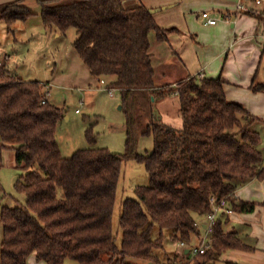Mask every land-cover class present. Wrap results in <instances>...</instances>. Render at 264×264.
Segmentation results:
<instances>
[{
	"label": "trees",
	"instance_id": "trees-1",
	"mask_svg": "<svg viewBox=\"0 0 264 264\" xmlns=\"http://www.w3.org/2000/svg\"><path fill=\"white\" fill-rule=\"evenodd\" d=\"M25 1L6 3L0 22L12 25L32 16ZM35 1L45 27L60 34L75 29L73 47L90 75L105 79L106 87L119 94L125 152L86 148L63 157L56 132L65 110L48 100L45 84L23 81L0 68V168L4 149H13L23 172L15 189L25 197L23 206H2L6 194L0 182L1 264H28L32 254L45 264L66 259L159 264L155 251L165 248L166 231L175 242L189 245L199 239L197 219L212 211L211 197L224 198L234 213L255 211L256 204L237 199L235 191L254 178L264 180L261 136L254 127L258 118L226 98L221 78L194 76L174 87L156 86L151 34L163 42L174 28L159 27L142 4L126 7L132 0ZM250 89L264 92V85ZM172 95L178 98L180 128L155 112L156 102ZM85 137L95 143L92 127ZM140 137L153 140L145 155L138 153ZM129 160L145 166L149 181L122 203L118 244L113 213L122 165ZM227 224L228 214L222 212L210 247L187 264H214L229 250H254Z\"/></svg>",
	"mask_w": 264,
	"mask_h": 264
},
{
	"label": "rangeland",
	"instance_id": "rangeland-1",
	"mask_svg": "<svg viewBox=\"0 0 264 264\" xmlns=\"http://www.w3.org/2000/svg\"><path fill=\"white\" fill-rule=\"evenodd\" d=\"M10 1L13 0H0V10ZM25 5L31 9L32 16L24 21H16L12 25L0 22V68L8 70L23 81L45 84L49 91L48 100L65 110V119L56 132V140L63 157H70L75 151L86 148H107L114 153L123 154L126 140L125 115L120 108L119 94L115 92L111 96L104 89L107 88L106 85L98 87L97 78L90 75L73 47V42L77 38L75 29L68 30L66 34L57 33L59 34L57 37L54 31L44 26L38 3L35 0H26ZM96 86L98 88H95ZM170 108L174 111V107ZM88 127H92L96 135L95 143L92 145L85 137ZM152 149L151 137L139 138V154L145 155ZM22 173L17 168L15 151L11 148L4 149L0 182L6 197L2 200V206L24 205L25 197L15 189V183ZM148 181L142 163L136 160L123 163L113 213V228L118 244L122 235L119 227L122 203L128 198H135V188L148 185ZM158 232V228L153 230L154 237L158 236ZM166 232L165 248L155 251L159 264L191 263V255L184 253L179 242L170 239V231ZM2 238L3 225L0 222V249ZM195 241L190 246L195 245ZM247 256L242 252H226L214 264H224L225 261L251 264ZM32 262L45 264L43 261H37L35 257L32 258ZM130 263L150 264L137 259H131ZM64 264H78V262L66 259Z\"/></svg>",
	"mask_w": 264,
	"mask_h": 264
},
{
	"label": "crops",
	"instance_id": "crops-1",
	"mask_svg": "<svg viewBox=\"0 0 264 264\" xmlns=\"http://www.w3.org/2000/svg\"><path fill=\"white\" fill-rule=\"evenodd\" d=\"M139 4L158 10L153 18L159 27L175 29L163 42L151 37L156 86L174 87L194 76L221 78L226 98L240 103L258 118L254 127L260 132L264 165V93L250 89L254 84L264 85V25L259 16L238 9L240 4L255 6L245 0H132L126 7ZM203 12L217 19V23L207 24L202 18ZM97 80L98 87L107 84L103 78ZM169 107H174V111ZM156 108L164 123L181 127L175 95L156 102ZM235 197L255 203L256 208L250 214L230 213L226 228L236 231L254 250L227 252H242L248 255L251 264H264V180L254 178L241 185ZM205 221V217L197 219L202 227ZM33 257L34 254L30 255L28 264H33Z\"/></svg>",
	"mask_w": 264,
	"mask_h": 264
},
{
	"label": "built area",
	"instance_id": "built-area-1",
	"mask_svg": "<svg viewBox=\"0 0 264 264\" xmlns=\"http://www.w3.org/2000/svg\"><path fill=\"white\" fill-rule=\"evenodd\" d=\"M245 1L252 3L255 7L250 8L246 6L245 4H240L238 6V9L241 11L250 13L252 15L259 16L264 25V0H245ZM202 18L209 25H215L217 23V19L211 17L209 13L207 12L202 13ZM105 89L110 93L111 96L116 92V90L114 89H108V88H105ZM45 90H46V97H47L49 96V91H48L47 86ZM45 101L46 100L44 99L42 103H45ZM76 112H78V110H76ZM210 204L212 207V211L205 216V219H206L205 225L202 227L200 223L197 222L196 224L199 227H202L201 235L198 239L197 245L190 246V244L188 245L184 242H179L182 249L188 250V254L191 255V257H194L198 254H203L210 247V242H211L210 236L212 234L213 226L216 222L218 215L221 214L222 212H225L228 215L232 213V210L227 207V202L224 198L217 201L215 197H211Z\"/></svg>",
	"mask_w": 264,
	"mask_h": 264
},
{
	"label": "water",
	"instance_id": "water-1",
	"mask_svg": "<svg viewBox=\"0 0 264 264\" xmlns=\"http://www.w3.org/2000/svg\"><path fill=\"white\" fill-rule=\"evenodd\" d=\"M149 11L153 14V13L157 12L158 10L157 9H150ZM155 112L157 113V115H159V113L157 112V108H155Z\"/></svg>",
	"mask_w": 264,
	"mask_h": 264
}]
</instances>
